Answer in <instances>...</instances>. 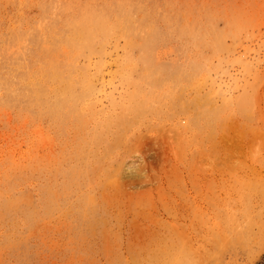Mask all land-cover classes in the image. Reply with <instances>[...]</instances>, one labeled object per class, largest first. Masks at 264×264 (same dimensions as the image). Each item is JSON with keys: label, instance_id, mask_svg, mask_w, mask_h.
I'll return each instance as SVG.
<instances>
[{"label": "rangeland", "instance_id": "rangeland-1", "mask_svg": "<svg viewBox=\"0 0 264 264\" xmlns=\"http://www.w3.org/2000/svg\"><path fill=\"white\" fill-rule=\"evenodd\" d=\"M0 264H264V0H0Z\"/></svg>", "mask_w": 264, "mask_h": 264}]
</instances>
